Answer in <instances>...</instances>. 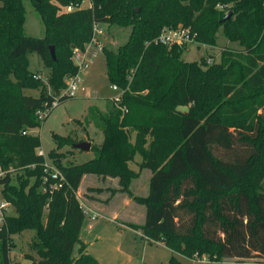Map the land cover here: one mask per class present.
I'll use <instances>...</instances> for the list:
<instances>
[{"label": "trees", "instance_id": "trees-1", "mask_svg": "<svg viewBox=\"0 0 264 264\" xmlns=\"http://www.w3.org/2000/svg\"><path fill=\"white\" fill-rule=\"evenodd\" d=\"M30 1L44 26L41 38L25 34L23 0H0V185L15 212L0 231V264H9L11 236L24 231L34 232L33 264H99L79 238L84 215L76 192L87 174L117 178L118 191L144 206L143 223L127 225L149 242L188 259L264 262V0H89L86 8L83 0ZM68 5L73 10L63 11ZM94 23L129 29L115 50L103 48L106 77L123 91L125 109L113 103L97 111L103 140L91 146V159L63 165L49 152L64 176L49 190L54 180L44 174L40 138L30 132L56 99L57 106L68 99L61 92L65 77L77 73L73 51L89 42ZM178 26L210 46L221 29L239 49L209 65L203 58L185 62V46L153 43L162 29ZM31 53L46 79L29 70ZM39 111H46L42 119ZM52 138L57 147L84 141ZM145 169L146 195L132 194L131 182ZM167 264L182 263L171 256Z\"/></svg>", "mask_w": 264, "mask_h": 264}, {"label": "rangeland", "instance_id": "rangeland-1", "mask_svg": "<svg viewBox=\"0 0 264 264\" xmlns=\"http://www.w3.org/2000/svg\"><path fill=\"white\" fill-rule=\"evenodd\" d=\"M23 4L26 9L25 34L31 37H43L44 26L39 15L34 10L31 1L23 0ZM88 6H90L89 0H83L81 7L86 8ZM103 28L106 33V39L103 41L104 47L112 50H115L120 44L125 42L129 34V29L112 27L109 30L104 25ZM182 46H185L181 55L183 61L199 63L203 58L208 65L213 62H219L224 50L230 49L231 51H235L239 49L235 43L229 42L224 37L221 29L216 33L214 46L201 44L197 41H192ZM28 60L29 70L40 76L41 79H46L47 69L43 66L41 59L36 54L31 53L28 55ZM79 77L85 88V92H80L74 98L61 102L51 111L39 128L30 132L38 135L40 138L38 149H41L47 156L51 151L56 152L60 155L61 164L63 165L83 163L91 159L95 153L93 150L88 151V153H82V151L67 145L57 147L52 136L54 134L60 137L70 136L75 141L84 140L90 142L91 146L100 145L97 144L101 139L99 138L100 130L96 128L94 123L95 118L101 123L98 119L97 111L99 109L102 110V105L111 109V104L113 103L112 97L115 95L110 88L111 84L105 74V59L103 54H99L93 61L89 62L87 69L81 71ZM24 92L26 95L32 96L38 94L37 90H25ZM180 110H186V108L180 107ZM91 119L92 121H90ZM215 153L220 155L218 150ZM49 160L52 161L50 158ZM135 161L137 163L140 162L139 155H136L134 162L129 164L131 169L137 171V163ZM142 171L143 173L140 172L139 176L134 179L135 181H132L130 184L129 188L132 194L137 193L141 196L146 194L148 177L144 171L148 172V170ZM14 173L11 171L13 184L16 183ZM92 176L94 177H86L82 182L81 188L84 192L86 191L85 193L96 195L94 193H97L98 189L99 192H103L104 190L115 191L111 188L105 189L106 186H115L109 178L104 177V179L100 180V176ZM259 181L264 186V174ZM1 190L2 185H0V194ZM85 193L80 195L76 192V195L82 200L81 196H86ZM120 193L124 194L126 198H130L126 193ZM106 196L108 195H103L101 198H105ZM113 208V212H117L118 214L117 217L110 219L98 218L92 221V230L87 229V223L90 220L86 218L87 216H84L80 231V238L82 239L80 240L87 246L86 252L93 256L99 264H167L171 256H175L182 264H226L225 261H228V259H223L221 262H210L202 258L191 260L173 253L161 243L149 242L139 230H134L125 224L126 222H131L139 225L143 222V205L138 203L124 205L123 203L114 205ZM10 211L13 216L15 214L14 208L10 209ZM32 236H34L33 231H24L20 235L14 234L11 236L13 246L9 249V264H33L38 259L28 246ZM28 256L33 257L34 261L29 260ZM73 256H77V246L74 248ZM252 262H255L254 264H264L261 259H252Z\"/></svg>", "mask_w": 264, "mask_h": 264}, {"label": "built area", "instance_id": "built-area-1", "mask_svg": "<svg viewBox=\"0 0 264 264\" xmlns=\"http://www.w3.org/2000/svg\"><path fill=\"white\" fill-rule=\"evenodd\" d=\"M73 10L72 5L66 6L63 11L70 12ZM106 33L104 28L100 24L94 23L92 26V35L84 47L82 49H76L72 54V62L77 67V73L73 76L65 77L64 83L65 88L63 89L61 96L65 98H74L80 92H84L85 88L81 83V79L79 77V73L83 70H86L88 67V63L93 61L99 54H103L104 44L103 41L106 39ZM196 33H193L190 28L178 26L176 28H164L161 30L159 35L153 40L154 44H162L165 46H182L191 43L194 41ZM40 77V76H38ZM111 90L115 92V95L112 97V101L114 105L120 110L124 111V107H119V103L121 101V96L123 91L120 90L116 85L110 86ZM58 104V99H56L52 103V107H56ZM46 114V111H39L37 113L38 118L42 119ZM37 155L42 156L44 159L43 163V172L46 174V177H49L50 180H54L53 184L49 185V190L58 189L61 187L64 182L63 174L53 165V163L49 160L47 155L41 150H36ZM33 168L34 166H30ZM4 173L0 170V177H2ZM10 209H13V205L2 197L0 194V231L6 230L7 228V218L12 216ZM82 212L84 216L89 217L90 220H96L99 215L94 212L88 211L85 207H82ZM88 228H91L90 225ZM202 259H205L202 257ZM249 261V262H248ZM252 259H228L225 261L226 264H254Z\"/></svg>", "mask_w": 264, "mask_h": 264}, {"label": "crops", "instance_id": "crops-1", "mask_svg": "<svg viewBox=\"0 0 264 264\" xmlns=\"http://www.w3.org/2000/svg\"><path fill=\"white\" fill-rule=\"evenodd\" d=\"M26 10V9H25ZM25 20H26V18H25ZM24 25H25V23H24ZM105 37H106V35H105ZM84 87V86H83ZM85 92V91H84ZM113 93L115 94V92L113 91ZM109 99V98H108ZM112 106H113V103L111 104ZM102 110L101 109H99V111L100 112H102V113H105V112H108L109 110H110V107H107V106H105L104 107V105H102ZM99 138H101L100 139V141H98V143L97 144H101V142H102V140H103V136H102V133H101V131H100V137ZM91 150V149H90ZM82 153H88V152H82ZM136 162V161H135ZM137 163V162H136ZM146 170V169H145ZM147 171V170H146ZM142 173H143V171H141ZM144 173H146L147 174V188H148V182H149V178H150V176H151V172L150 171H148V172H145L144 171ZM149 173V174H148ZM89 176H91V177H94V176H92V175H89V174H87V175H83L82 176V178H81V181H80V185H79V187H78V190H77V193L78 194H80V195H82V193L84 194L85 192L83 191V189L81 188V185H82V182H83V180L86 178V177H89ZM107 178H109L110 179V181H113V183L115 184V186H112V187H110V186H106V188L105 189H108V188H111V189H114L115 191L112 193L111 191H109V190H104L103 192H97V193H94V194H96V195H91V194H87V193H85L86 194V196H81V199L82 200H80V198H78V196L76 195V197H77V199H78V201H79V203H80V205H81V207H85L88 211H90V212H94V213H97L98 215H99V217L98 218H108V219H110V218H116L117 217V212H113V210H114V208H113V206L114 205H118V204H123L124 203V205L125 204H131V203H136L137 204V202H135L133 199H131V198H126L125 197V195L124 194H122V193H120L119 191H118V189H119V186H118V180H117V178H110V177H107ZM104 179V178H103ZM106 179V178H105ZM100 180H102V177L100 178ZM133 181H135V180H133ZM87 188V187H86ZM85 188V189H86ZM146 193H147V191H146ZM135 195H138V196H141V195H139V194H137V193H134ZM103 195H108V196H106L105 198H101ZM146 195V194H145ZM144 195V196H145ZM116 203V204H115ZM139 204V203H138ZM142 211V210H141ZM144 214H145V208H144ZM87 218V217H86ZM97 218V219H98ZM88 219H89V217H88ZM90 220V219H89ZM92 221L93 220H90L89 221V223H87V229L88 230H92V228H93V223H92ZM144 221V220H143ZM143 223V222H142ZM142 223H140V224H142ZM125 224H133V223H131V222H126ZM90 225V227L91 228H88V226ZM140 232V231H139ZM141 233V232H140ZM79 238H80V235H79ZM81 239V238H80ZM82 240V239H81ZM83 242V241H82ZM162 244V243H161ZM191 260H193V259H191Z\"/></svg>", "mask_w": 264, "mask_h": 264}, {"label": "water", "instance_id": "water-1", "mask_svg": "<svg viewBox=\"0 0 264 264\" xmlns=\"http://www.w3.org/2000/svg\"><path fill=\"white\" fill-rule=\"evenodd\" d=\"M36 1L39 2V0H36ZM229 17H230V12H228V14L225 16V18L223 20H225V19H227ZM50 54H51V56H52V58L54 60L55 59V54H54L53 46L50 47ZM72 147L74 149H77V150L82 151V152H88L91 149V144H90V142L81 141V142L72 144Z\"/></svg>", "mask_w": 264, "mask_h": 264}]
</instances>
